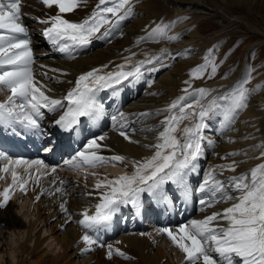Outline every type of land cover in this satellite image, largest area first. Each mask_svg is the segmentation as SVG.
I'll use <instances>...</instances> for the list:
<instances>
[{
  "label": "snow or ice",
  "instance_id": "snow-or-ice-1",
  "mask_svg": "<svg viewBox=\"0 0 264 264\" xmlns=\"http://www.w3.org/2000/svg\"><path fill=\"white\" fill-rule=\"evenodd\" d=\"M39 2L46 8L57 9V14L43 20L38 19V22L48 25L44 28L43 35L60 52H69L73 47H85L93 38L99 39L109 35L112 29L133 13L132 0H99L89 17L80 22H71L65 19L63 14L72 12L78 6V0ZM21 20V0H0V92L10 93L6 100L0 102V125L13 129L19 126L32 134L40 132V121L45 112L55 113L63 110L54 123L65 131L73 129L81 122V118L99 119L104 105L98 100V93L109 88L114 89L129 79L139 81L147 65L154 66L165 57L176 59L177 56L190 54L189 49L177 52L176 55L167 49H161L158 55H146L143 61L137 62L131 69L126 70L124 65H117L116 70L101 74L103 69L108 67L104 65L78 76L66 95L62 99H55L46 94L52 89L35 78L36 74L32 69L33 50L30 41L24 38L26 28ZM178 22L179 20H161L154 27L145 29V35L138 38L137 45L178 41L181 38L179 33L170 34ZM101 28L104 29L103 32ZM216 51L215 46L206 51L203 63L192 68L188 73L189 79L183 82L186 86L182 89L183 95L160 110L161 113H167L160 121L162 130L159 131L154 144L144 145L153 155L141 161H132L133 172L130 175L122 174L114 179L105 177L96 183L94 187L99 202L95 204V211L89 214L85 210L78 221L85 229L80 237V241L85 245L82 251H89L93 245L99 244L98 238L91 235V232L107 228L122 206L131 205L138 208L144 194L156 200L166 201L167 186L173 185L188 198L191 194L188 186L189 174L197 170V162L205 145L212 144L205 135L209 128L208 121L219 118L218 130L230 128L240 112L249 106L250 98L264 88V85L260 84L251 89L247 87L253 78L254 69L251 68L223 92L218 89L193 88V80L205 77L212 79L217 75L220 65L215 59ZM135 55L132 53V56ZM130 59L131 57H125L126 61ZM41 75L47 78L46 73ZM226 77L227 73L222 79ZM190 98L192 102H189ZM150 115L152 114H140L142 117ZM118 118L126 119L123 113L112 116L113 121ZM185 121L188 123L185 124ZM125 126L120 124L119 135L124 140L133 142L123 130ZM104 139L103 136L90 139L84 146L85 150L77 152L74 159L78 158L83 165L89 167L104 163L106 158L97 154L101 147L98 141ZM260 157H264V151L260 152ZM5 160L7 163L0 167V173L10 172L12 183L0 192L4 202L0 203V207L10 199V191L19 189L26 194L30 181L39 186L42 177L47 178L55 174L54 168L51 172L47 171V165L41 159H11L6 153L0 152V162ZM107 160L123 162L125 157L113 155ZM65 163L73 168L81 167L80 164L69 161ZM218 168L219 175H222L225 169L235 171L236 164L233 162ZM18 169H22V173ZM217 175L216 169H210L205 172L199 184L198 191L208 197L199 200L201 210L227 201H232L231 206L203 219H193L180 224L175 229L161 227L157 234L166 236L171 244L183 253L185 264H264V163L252 168L250 175L233 176L227 181L217 179ZM4 178L0 175V179ZM57 183L63 185L64 181L52 180L53 185ZM229 189L237 195H232ZM45 191L48 194L63 195L61 187H56L55 193L51 188ZM35 199L39 200L40 196ZM66 203L65 201L60 204L61 211L65 213L68 211ZM68 219L71 220V216ZM115 251L117 255L124 256L119 249ZM112 255V246L109 245L107 256L111 258Z\"/></svg>",
  "mask_w": 264,
  "mask_h": 264
},
{
  "label": "bare ground",
  "instance_id": "bare-ground-1",
  "mask_svg": "<svg viewBox=\"0 0 264 264\" xmlns=\"http://www.w3.org/2000/svg\"><path fill=\"white\" fill-rule=\"evenodd\" d=\"M231 1L132 0V15L112 29L109 35L99 39L93 38L85 47H73L69 52H60L43 35V30L48 25L38 22V19L43 20L48 16L57 14V9L55 7L51 9L46 8L39 0H21V22L26 28L24 38L30 41V47L33 50L34 63L32 64V69L36 74L35 78L52 89L51 92H46V94L55 99H62L67 91L74 86L76 78L92 69L102 68V66L107 65L108 67L104 68L103 72L114 71L117 65H124L125 69L128 70L137 62L143 61L146 55H158L161 49H167L173 55H176L177 52H183L185 49L190 50V54L186 56H177L176 59L165 57L154 66L147 65L143 69V75L139 81L129 79V81L116 86L114 89L109 88L98 93L97 98L104 105L101 117L96 120L85 119L81 125H77L73 129V134L67 138L64 144L72 145L74 153H77L85 150L84 146L90 139L103 136L105 139L98 141L101 147L97 150V154L106 158L104 163L99 164L102 167L107 166V174L105 176L109 177V179H114L122 174L130 175L133 172L132 161H141L153 155V152L145 148L144 145L154 144L159 131L162 130L160 121L164 119L167 113H161L160 110L164 109L174 99L183 95L182 89L186 87L183 82L189 79L188 73L192 68L196 67L195 64L202 61V49L211 42L210 38L202 37L196 30L197 22L203 18L222 14L227 19L226 21H220L222 25L233 19L243 23V29L246 31H264V20L258 15L255 16L251 24H247L246 21L232 16L227 6ZM236 1L244 2V0ZM98 3L99 0H78V6L72 12L63 14V16L71 22L83 21L92 14ZM248 9L252 12V4H250ZM161 20L164 22L179 20L170 34L179 33L181 38L175 42H147L137 45L136 41L139 37L145 35V29L154 27ZM28 25L34 28L31 32H29ZM103 30L101 28V32ZM259 34L262 35L261 32ZM46 45L50 47V50L46 49ZM132 53L136 55L132 56ZM125 57H131V59L126 61ZM41 73H46L47 78L41 75ZM235 79L212 82L206 85L208 79L205 77L193 80L192 83L193 88L203 87L209 90L218 89L220 92H223L236 82ZM262 90L250 98L249 106L240 112L230 128L218 130L219 118L208 121L209 128L206 130L205 135L207 139L212 141V144L210 146L205 145L203 154L197 162V170L189 174L188 186L191 194L188 198H185L173 185L167 186L168 199L166 201L156 200L144 194L151 201L155 209L159 228L169 227L175 229L180 224L187 223L193 219H203L207 215L221 212L224 208L231 206L232 201H227L216 203L212 207L201 210L202 206L199 204V200L202 198L207 199L208 197L201 194L198 191V187L206 171L216 169L218 173L217 179L227 181L228 178L233 176L241 174L250 175L252 168L264 163V157H260V152L264 151V109L262 110L264 108V95L260 94ZM3 92L7 96L10 95L7 91ZM0 102H2L1 99ZM189 102H192L191 98ZM62 111L58 110L55 113L45 112L44 118L40 122L46 126L52 125L59 118V115L62 114ZM119 113H123L126 119L120 120L118 118L117 121H113L112 116H118ZM141 113H151L152 115L142 117L140 116ZM184 123L187 124L188 122L185 121ZM120 124L126 125L123 130L130 136L133 142L126 141L119 135ZM15 131L20 133L21 138L27 139L28 143L30 138L33 137L32 133L25 132L19 126L15 127ZM256 145H261L262 147L255 148L254 146ZM229 153H235V155L229 156ZM113 155L123 156L125 160L123 162H108L107 158ZM75 157L73 156L71 161L79 163L80 160L78 158L74 159ZM222 157L225 158L221 159ZM54 159L55 155L53 154L48 158L49 162L47 164L52 166ZM233 162L236 164L235 171L225 169L223 170V174L219 175L220 169L218 166L232 164ZM3 164L6 163L3 162L2 166ZM98 166L89 167L81 165V167L77 168L95 172L98 171ZM51 168H47V171L51 172ZM21 170L18 169V171ZM108 173H111V176ZM9 175L11 177L10 172ZM75 177L77 178L75 175L59 172L47 178L42 177L39 186H35L31 181L29 182L27 193H22L28 203L31 201L33 205L35 204L34 207L32 206L35 208L34 221L29 220L26 223L14 216L11 212V207L14 205L11 203L0 207L1 230H7L17 236L23 231L24 236L21 237V240H23H20L21 244L17 248H19V253L26 254V260L29 253L24 248L33 239L34 242L32 243V248L30 247L31 249H38L45 242L44 240L40 243V239H42L41 235L48 232L45 226L40 228L35 237L33 236L37 223L41 221V212H44L53 221L62 215L57 224L63 219H67L71 212L70 222L72 225L69 227L70 229H67L68 232L62 235L59 240L54 239V248H56V245L60 246L57 248L58 250L77 240V228L81 227L78 224V221L82 218L81 213L87 210L89 214H92L95 211V204L99 202V196L94 187L96 183L84 182L82 179H76ZM52 180H63L64 184L60 185L57 183L53 185ZM96 180L98 182L104 179L96 178ZM9 183L10 181L7 176L5 181L1 180L0 192ZM56 187L62 188L63 195L55 193ZM49 188L55 194H48L45 191ZM16 191L21 192L19 189H16ZM229 192L232 195H237L231 189H229ZM38 195L40 199L36 200L35 198ZM144 195L142 198H145ZM2 200L3 198L0 197V201ZM65 201L67 202L65 205L68 209L67 213L62 212L60 209V204ZM10 205L12 206L10 207ZM25 207V204H23L20 209ZM142 214L143 208L141 207L136 209L131 205L122 206L107 228H101L92 233L95 235L108 233L112 238L118 236L117 243L133 245L134 248H132V251L130 250L131 253H136L139 256L138 258L141 257L144 260V264H165L164 262L167 259L165 256L166 250L162 249V245H167V243L164 242L162 245L154 247L151 236L142 231L144 228L140 220ZM81 229L85 230L82 227ZM63 231L65 232V229ZM166 240L169 241L168 239ZM12 243L13 241L11 240ZM15 243L17 244L16 241ZM13 246L9 249L11 261H14L15 251H18L16 247V249H13ZM75 252V255L79 253L78 251ZM180 255L184 258L183 253L180 252ZM81 264H87V261L85 260ZM183 264H185L184 259Z\"/></svg>",
  "mask_w": 264,
  "mask_h": 264
},
{
  "label": "rangeland",
  "instance_id": "rangeland-1",
  "mask_svg": "<svg viewBox=\"0 0 264 264\" xmlns=\"http://www.w3.org/2000/svg\"><path fill=\"white\" fill-rule=\"evenodd\" d=\"M250 4H252V12H250L248 9ZM227 6L229 12L232 13V16L246 21L247 24H251L256 15L264 20V0H244V2H237L236 0H232L228 3ZM221 20L226 21L227 19L224 18L222 14H217L213 17L203 18L197 22L196 30L199 32V34H201L202 37L210 38L211 42L202 49V61L197 62L195 65L197 66V64L199 65L203 63L204 54L209 48H212L213 46H215V48L217 49V51L215 52V59L216 62L220 65L217 75L212 79L207 78L208 80L206 81V85L212 82L241 78L243 73L248 71L250 68L254 69V71L252 72L253 78L247 84V87L251 89L258 84H264V31H259L262 33L261 35L259 34V32H254L253 30H244L243 23H240L238 20L230 19L229 22L225 25H222V23L220 22ZM29 26L31 25H28L27 27ZM32 29L34 28L31 27V30H29V32H31ZM225 73H227V77L222 79V77L225 76ZM235 80L237 81L238 79ZM263 93L264 90L260 92V94L264 95ZM263 109L264 108H262V110ZM54 169L55 172L60 171V173L65 172L64 174L67 173L76 175L79 179H82L84 182L88 183H97L96 178H105L104 167H98L99 171L95 172L85 171L80 168L70 170L58 165L54 166ZM78 171H83L85 174L82 175ZM16 196H19V194ZM25 200L26 199L23 198L22 200L21 198L15 200V197L11 196L6 204L11 203L12 205H14H10V207L12 206V214L21 221L27 223L29 222V220H35V208H33L30 203L26 202V204L28 203L29 206L24 203L26 207L20 209V207H22L23 205L21 203H23ZM145 207L148 208L147 205ZM146 212H148V209H146ZM41 215V221L44 220V218L45 220L42 222L39 221L37 223L35 231L33 232V236L35 237L40 231V228L45 226L48 232H45L43 233V235H41L42 239H40V243H42L44 240L45 242L38 249H31L32 243L34 242L33 239V241L28 244L26 248H24V250L26 249L25 251L29 253L27 260L26 254L19 253V248H17L20 246L21 241L23 240H21V237L24 236L23 231H21V234L17 236L16 234L8 232L7 230H1L0 228V264H81V262L85 260L87 261V264H144V260L141 257L138 258L139 256L136 253H131L132 248H134L133 245H129L128 243H126L127 245L121 243V245L117 243L118 236L114 239H108V241L104 237L94 236L98 238V240L101 238L103 239V241L106 240V242H99V244H102L103 246H99V244L95 245L97 248L94 249L95 252L93 254L87 255L84 251H82L85 245L80 241V237L83 235V230L81 229V227L77 228V240H74L66 247H62L63 249L60 248L57 250V248H59L60 246L56 245V248H54V239L59 240L62 235H65L70 229L69 227H71L72 223L67 217V219L65 220L68 221H65L62 218L63 220L60 223L58 222L60 225L57 224V221H60L62 215L60 217H57L54 221L51 218L47 217L44 212H41ZM69 216H71V212ZM58 229H60L61 231ZM62 229H65V232ZM11 240L13 241V243H15L16 241L17 244H11ZM164 242H166L164 238L159 239V243L163 244ZM11 245H15L13 246V249H18V251H15L14 253V261L12 260L13 262L11 261L9 256V249L12 248ZM109 245L112 246L113 250V255L111 256V258L107 256ZM92 248H94V246H92ZM116 249H119L121 252L125 251L126 255H124L123 257L117 255L115 251ZM162 249L166 250L165 256L167 257V259L164 262L165 264H167V262H169V264H181V260L178 262L180 253L170 243H167V245L163 244ZM75 251H78L79 253L75 255ZM87 253H90V250L87 251ZM170 256L173 258H171Z\"/></svg>",
  "mask_w": 264,
  "mask_h": 264
}]
</instances>
